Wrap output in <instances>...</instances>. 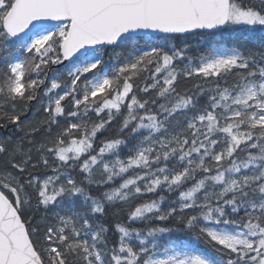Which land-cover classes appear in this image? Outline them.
<instances>
[{
    "label": "snow or ice",
    "instance_id": "6c2138e0",
    "mask_svg": "<svg viewBox=\"0 0 264 264\" xmlns=\"http://www.w3.org/2000/svg\"><path fill=\"white\" fill-rule=\"evenodd\" d=\"M0 122V264H264V0H0Z\"/></svg>",
    "mask_w": 264,
    "mask_h": 264
},
{
    "label": "trees",
    "instance_id": "16d2710c",
    "mask_svg": "<svg viewBox=\"0 0 264 264\" xmlns=\"http://www.w3.org/2000/svg\"><path fill=\"white\" fill-rule=\"evenodd\" d=\"M208 32H216V30L213 31H196L194 34L191 35H184L181 37V39H177L176 41H174V43H176L178 46L181 45V42L183 41L184 43H187L190 45V54L191 55H197L199 52H203L206 48L210 47L215 41L211 38L208 37L207 35H205ZM180 36V35H178ZM203 36V38H202ZM216 41L220 40V35L217 34ZM228 43H232V41H227ZM229 81L231 82V77L228 78ZM195 83V81H182L181 84L179 85V87L183 88V87H191V85ZM206 98H202L201 103H203V100ZM38 108V102H33L30 106V111H28L25 116L24 119H31L33 118V114L36 112V109ZM30 112V113H29ZM42 110L39 113V116H42ZM39 116H37L36 118H39ZM92 119H95V116L93 114ZM61 124L64 123L63 118L60 119ZM2 123V122H0ZM118 121L116 123H113L110 126V130L107 133H101L98 134L97 137V141H99L101 138H103V136L106 135H114L115 134V130L118 127ZM10 131H12V129L9 128H0V136H7L10 134ZM53 131H56L55 127L53 128ZM17 135H23V133H17ZM38 138V137H37ZM122 154H126L127 153V149H122ZM5 159L4 156L0 155V162H3ZM49 174H51L49 172ZM75 175V174H74ZM81 177L77 176V179L79 180ZM119 183V181H117V184ZM96 189L93 188V194H96ZM99 191H103V189H100ZM159 193H157L158 195ZM155 198L153 195H144L141 196L136 203L142 202L145 199H152ZM79 203V202H77ZM134 206V205H133ZM117 208H125V205H122L120 203H117L116 205ZM115 209L111 206L108 207L107 209V213L106 215H104L103 217H101L99 214L96 215V219L102 223H104L108 228H109V232H108V240H109V246H113L115 244L118 243L119 240V233L115 231L114 225L118 222L120 223H125L126 225L130 226V227H134V228H142L145 227L146 225L144 223L141 222H135V223H131L128 222L127 220V212L126 211H121V213L119 215H113ZM32 215V213H26L25 215V219H27L28 216ZM39 217V214H37V218ZM201 247H203V245H201Z\"/></svg>",
    "mask_w": 264,
    "mask_h": 264
},
{
    "label": "water",
    "instance_id": "95a60500",
    "mask_svg": "<svg viewBox=\"0 0 264 264\" xmlns=\"http://www.w3.org/2000/svg\"><path fill=\"white\" fill-rule=\"evenodd\" d=\"M197 31H204V30H197ZM207 31H212V30H207Z\"/></svg>",
    "mask_w": 264,
    "mask_h": 264
},
{
    "label": "rangeland",
    "instance_id": "374dc122",
    "mask_svg": "<svg viewBox=\"0 0 264 264\" xmlns=\"http://www.w3.org/2000/svg\"><path fill=\"white\" fill-rule=\"evenodd\" d=\"M30 111V110H29ZM30 113V112H29Z\"/></svg>",
    "mask_w": 264,
    "mask_h": 264
}]
</instances>
